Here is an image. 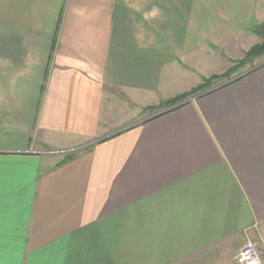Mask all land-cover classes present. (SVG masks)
<instances>
[{"label": "crops", "instance_id": "1", "mask_svg": "<svg viewBox=\"0 0 264 264\" xmlns=\"http://www.w3.org/2000/svg\"><path fill=\"white\" fill-rule=\"evenodd\" d=\"M263 23L264 0H0V264H234L247 241L264 264V62L152 118Z\"/></svg>", "mask_w": 264, "mask_h": 264}, {"label": "trees", "instance_id": "2", "mask_svg": "<svg viewBox=\"0 0 264 264\" xmlns=\"http://www.w3.org/2000/svg\"><path fill=\"white\" fill-rule=\"evenodd\" d=\"M253 34H255L256 36L260 37L262 39V43L259 45H256L254 47H252L248 53L245 55L244 59H242L240 62L237 63V65H235L234 67L230 68L226 73H224L221 77H217V76H212L210 78H208L207 80L204 81V83L197 87L196 89L190 91L189 93L176 97L175 99L168 101L165 105L166 110L160 112L159 114H157L156 116L152 117H160L162 115H165L173 110H177L179 108H181L183 105L186 104V100L189 99L192 96H196V95H204L206 93H208L209 91H211V87L213 85V83L221 78H228L232 73L236 72L237 70H239L243 65L246 64V62H248V60L252 59V58H256L258 56H262L264 55V24L263 25H258L253 29ZM211 89V90H209ZM74 156V153L67 155L65 157V160L70 159Z\"/></svg>", "mask_w": 264, "mask_h": 264}, {"label": "built area", "instance_id": "3", "mask_svg": "<svg viewBox=\"0 0 264 264\" xmlns=\"http://www.w3.org/2000/svg\"><path fill=\"white\" fill-rule=\"evenodd\" d=\"M200 95L192 96L185 102H193ZM234 264H262V254L258 251L255 243L247 241L234 255Z\"/></svg>", "mask_w": 264, "mask_h": 264}, {"label": "rangeland", "instance_id": "4", "mask_svg": "<svg viewBox=\"0 0 264 264\" xmlns=\"http://www.w3.org/2000/svg\"><path fill=\"white\" fill-rule=\"evenodd\" d=\"M260 3H261V1H259V4H260ZM263 24H264V23H263ZM263 24H261V25H263ZM250 39H251L250 44L252 45V47H254V46L259 45V44L262 43V39H261L260 37L256 36L255 34H254V36H251ZM252 47H251V48H252ZM251 48H250V49H251ZM244 49H245L244 47H241V49H240V53H239V54H243V50H244ZM250 49H249V50H250ZM249 50H248V51H249ZM248 51L245 53V55L248 53ZM245 55L243 56L242 59H244ZM242 59H241V60H242ZM241 60H240V61H241ZM220 61H221V63H225V59H223V58H222ZM240 61H236V62H234L233 67H234L235 65H237V63L240 62ZM263 62H264V55H262V56H258V57H256V58H252V59L248 60V62H246V64L243 65L239 70H237V74L239 75V74H241V73H242L243 71H245V70H248V69H250V68H254V67L258 66V65H261ZM226 80H229V79H228V78H226V79L221 78L220 80L215 81V82L213 83L212 87H213V86L220 85V84L226 82Z\"/></svg>", "mask_w": 264, "mask_h": 264}]
</instances>
